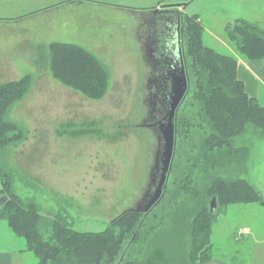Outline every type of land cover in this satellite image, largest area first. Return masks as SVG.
<instances>
[{
    "label": "rangeland",
    "instance_id": "374dc122",
    "mask_svg": "<svg viewBox=\"0 0 264 264\" xmlns=\"http://www.w3.org/2000/svg\"><path fill=\"white\" fill-rule=\"evenodd\" d=\"M69 2L0 0V27H4L0 42H21L25 34L22 28L31 25L33 17L46 16L48 12L57 17L70 13L84 16L87 12L93 17L96 14L105 17L115 23H109L116 31L109 38L112 41L106 47L86 49L105 67L107 89L101 96L92 98L62 83L51 72L49 48L36 41L34 44L41 46L35 64H0V84L31 76L27 91L6 114L7 120L20 127L22 135L7 145L2 155L6 170L14 173L13 191L21 198L32 197L42 215L60 212L72 221L76 230L99 232L119 214L135 208L147 187L150 171L157 164L156 136L141 125L146 115L143 103L146 77L142 71L149 66L138 44L142 33L133 31L136 20L144 13L162 14L170 6L188 15L196 14L204 26L205 44L227 54L234 48L225 31L232 29L237 19L252 21L264 29V0ZM50 35V42L74 41L68 37L69 33L57 31ZM85 41L80 36L74 43L83 45ZM260 96L259 102L264 104V88ZM237 142L234 145L239 146ZM247 145L245 170L239 175L232 169L226 172L218 168V172L224 177L239 176L247 180L259 193V201L228 205L215 202L217 214L210 227V245L203 261L199 257L186 258L185 251L181 259H176L173 249L174 242L179 241L176 238L167 250L175 259L155 264H264V135ZM174 157L176 164L186 159L185 155ZM198 171L190 169L194 180ZM172 182V176L168 175L164 198L149 213L153 225L162 222L163 215L158 213L168 212L176 204L173 192L180 188V183ZM14 237L7 221L0 219V251H15L11 264H36L35 256L26 250L24 239L17 236L22 243L19 247ZM19 248L24 251H18ZM133 254L129 250L128 259Z\"/></svg>",
    "mask_w": 264,
    "mask_h": 264
},
{
    "label": "trees",
    "instance_id": "16d2710c",
    "mask_svg": "<svg viewBox=\"0 0 264 264\" xmlns=\"http://www.w3.org/2000/svg\"><path fill=\"white\" fill-rule=\"evenodd\" d=\"M182 23L180 37L188 91L175 113L177 148L173 150L168 173L172 183L177 181L180 188L173 192L174 208L158 213L163 215L159 226L150 222L149 213L164 198L166 186L148 212L126 210L99 232L76 230L60 212L42 215L32 197L17 195L12 187L14 173L6 170L2 154L22 131L6 119V114L27 91L31 76L0 84V196L6 197L0 206V219L7 221L15 236L24 239L36 264L169 263L175 257L167 250L176 238V259H181L185 251L186 258L199 257L203 261L217 214V207L211 212L208 202L212 198L220 205L259 201V193L247 180L221 176L218 168L226 172L232 169L237 174L245 170L247 143L264 135V104L245 92L236 76V57L205 44L204 26L196 14H185ZM225 35L239 55L258 59L264 67V29L237 19ZM49 51L54 77L88 97L104 94L107 71L96 55L81 46L62 42H52ZM235 142L240 145H234ZM175 155H185L186 159L176 164ZM193 168L199 170L195 180L189 174ZM129 250L134 252L130 259Z\"/></svg>",
    "mask_w": 264,
    "mask_h": 264
},
{
    "label": "crops",
    "instance_id": "0c3cea01",
    "mask_svg": "<svg viewBox=\"0 0 264 264\" xmlns=\"http://www.w3.org/2000/svg\"><path fill=\"white\" fill-rule=\"evenodd\" d=\"M71 2H73V4H79L80 0H70L69 3ZM87 13L88 15L84 16H80L79 13H70L67 15L62 14V16L58 15L57 17V14L54 15L48 12L46 16L42 15L40 17H33L32 24L22 28V31L25 34L23 35L21 42L19 40L11 41L10 44L9 41H3L2 43L0 42V64L10 65L12 62L21 65L35 64L38 59L37 50L41 45H36L34 43L36 41L39 43L41 42L42 44L45 43L46 48H49V45L53 42H50L49 36H51L50 34L52 32L55 34L57 31L60 33L64 32L71 34V36L68 37L74 41H76L80 36L86 39L83 45L74 43V41L62 43L78 45L85 49L97 48L99 46L106 47V43L108 41H112V39H109L112 37L111 35L116 34L115 29H113L112 25L109 23H115L108 21L105 17H99L97 14L93 17L92 13ZM138 20H136V25L134 24L133 28L135 33L138 31ZM3 29L4 27H0V33L3 32ZM19 39H21V36ZM229 51V53L234 55L237 59L236 76L242 81L245 92L249 97L257 98L259 100L258 97H261V91L262 88H264L263 62L258 59H245L233 49H229ZM13 56L14 58L12 60ZM12 69L17 70L13 67ZM15 237L17 238L16 243L19 244V247H22L20 239H18L17 236ZM253 237L256 241L255 236ZM18 251L23 252L24 248H19ZM14 252L0 251V264H11L12 256L15 254Z\"/></svg>",
    "mask_w": 264,
    "mask_h": 264
},
{
    "label": "flooded vegetation",
    "instance_id": "af4514ba",
    "mask_svg": "<svg viewBox=\"0 0 264 264\" xmlns=\"http://www.w3.org/2000/svg\"><path fill=\"white\" fill-rule=\"evenodd\" d=\"M155 9V8H154ZM185 13L182 10L168 7L164 13L158 15H141L138 19L139 43L142 47V58L149 66L142 74L145 75L144 83V105L145 113L141 119V125L152 130L156 136L155 162L157 161V152L161 144V136L156 123L162 117L165 110L163 95L165 94V85H167V75L170 64L175 61L183 60L185 62L182 39L180 37L181 30L184 28L183 19ZM154 168V167H153ZM150 171L149 182L146 183L142 198L138 201L135 208H139L146 199L154 182L152 174L155 170Z\"/></svg>",
    "mask_w": 264,
    "mask_h": 264
},
{
    "label": "water",
    "instance_id": "95a60500",
    "mask_svg": "<svg viewBox=\"0 0 264 264\" xmlns=\"http://www.w3.org/2000/svg\"><path fill=\"white\" fill-rule=\"evenodd\" d=\"M186 74L182 59L170 64L169 72L166 77L167 85L164 87L166 92L163 95L166 106L164 114H162V117L156 123L160 131L161 144L157 152V164L154 167L155 172L152 174L154 184L142 205L135 209L138 212L146 213L155 205L163 193L165 182H167L175 145V113L181 100H183L188 91ZM5 200V196H0V206ZM262 205L264 206V203H262ZM215 206V198H213L210 203L211 212L214 210Z\"/></svg>",
    "mask_w": 264,
    "mask_h": 264
}]
</instances>
